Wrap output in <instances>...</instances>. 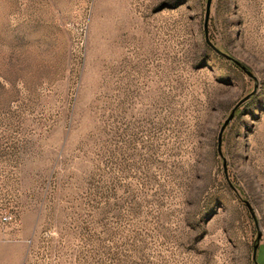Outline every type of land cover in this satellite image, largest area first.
Masks as SVG:
<instances>
[{"label": "rangeland", "instance_id": "1", "mask_svg": "<svg viewBox=\"0 0 264 264\" xmlns=\"http://www.w3.org/2000/svg\"><path fill=\"white\" fill-rule=\"evenodd\" d=\"M207 3L0 0L23 264H264V0H212L228 56Z\"/></svg>", "mask_w": 264, "mask_h": 264}, {"label": "crops", "instance_id": "2", "mask_svg": "<svg viewBox=\"0 0 264 264\" xmlns=\"http://www.w3.org/2000/svg\"><path fill=\"white\" fill-rule=\"evenodd\" d=\"M9 233L0 224V264H23L26 240L9 239Z\"/></svg>", "mask_w": 264, "mask_h": 264}, {"label": "water", "instance_id": "3", "mask_svg": "<svg viewBox=\"0 0 264 264\" xmlns=\"http://www.w3.org/2000/svg\"><path fill=\"white\" fill-rule=\"evenodd\" d=\"M211 5H212V0H208V3H207V11H206V17H205V37H206V41L207 43L215 50L217 51L218 53L224 55V56H228L226 53L222 52L219 48H217L215 46L214 43H212L210 37H209V30H208V24H209V19H210V14H211ZM235 110L233 111V113L231 114V116L226 120V122L224 123L222 129H221V132H220V135H219V151L220 153L222 154V151H221V143H222V136H223V132L226 128V126L229 124V122L231 121V119L233 118L234 114H235ZM249 207L251 208L250 204L248 203ZM254 215V214H253ZM261 238V233H259V237L258 239ZM258 247H259V243H257L255 246H254V255H253V258L255 260V264H258L257 260H256V257H257V250H258Z\"/></svg>", "mask_w": 264, "mask_h": 264}, {"label": "built area", "instance_id": "4", "mask_svg": "<svg viewBox=\"0 0 264 264\" xmlns=\"http://www.w3.org/2000/svg\"><path fill=\"white\" fill-rule=\"evenodd\" d=\"M15 220V216L12 213H1V222L3 225L11 223Z\"/></svg>", "mask_w": 264, "mask_h": 264}]
</instances>
